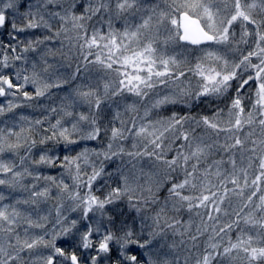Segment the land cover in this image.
<instances>
[{
    "label": "snow or ice",
    "instance_id": "obj_1",
    "mask_svg": "<svg viewBox=\"0 0 264 264\" xmlns=\"http://www.w3.org/2000/svg\"><path fill=\"white\" fill-rule=\"evenodd\" d=\"M163 3L164 7L145 5L142 0H70L65 5L62 0H28L27 11L21 12L24 5L19 0H0V29L10 27L7 34L11 41H18V34L28 30H45L42 37L24 41L19 53L38 52L50 41L61 44V49L49 47L41 52L30 69L16 67V61L26 65L28 58L17 54L15 44L0 45L6 50L0 59V97L31 101L49 96L52 89L75 81L81 65L85 72L95 66L104 74L102 92L99 87L80 84L62 96L60 108L51 109L62 115L48 127L43 126L44 120L33 122L22 115L11 125L4 121L0 127V186L28 193L26 199L10 204L2 203L6 197L0 194V264H171L160 250L163 245L157 248L156 242L165 229L185 234L176 227L181 221L169 215L185 210L203 220V232L197 229L200 235L208 232V222H212L211 234L197 252L195 264H224L236 259L244 264H264V0ZM78 7L82 8L79 12ZM137 13H142L139 22L131 19ZM94 17L101 26L90 23ZM115 19L124 20L122 29L114 27ZM56 20L58 27L53 24ZM62 34L70 48L78 50V63L71 73L60 72L48 59L62 50ZM177 47L200 55L194 62L187 56L180 59V54H173ZM9 68L16 69L14 74L3 71ZM28 85L34 88L33 93L25 90ZM161 86L172 91L162 94ZM125 94L138 101L125 105V112L132 114L130 119L116 111L110 129L103 128L110 131L105 149L84 148L62 159L44 149L38 159L33 156V149L49 142L67 149L82 140H97L102 131L98 123L102 106ZM152 96L155 98L143 104L140 116L138 102ZM213 100L225 107L217 105L211 115L173 111L162 117L158 111L168 105H211ZM79 105H86L88 112L77 111ZM21 106L7 100L6 106L0 104V116ZM153 113L156 119L151 118ZM200 128L204 132L198 134ZM169 136L172 140L166 146ZM129 140L130 149L122 143ZM176 141L182 143L169 158ZM221 153L219 159H212ZM124 157L129 158L131 169H123ZM145 158L155 161L153 167L162 170L163 181L160 173L137 170V163ZM116 159L121 161L119 182L97 195L95 182L113 175L106 173L105 161ZM28 164L59 167L64 172L58 179L38 174ZM178 171L179 176L172 175ZM64 174L71 178V185L62 178ZM29 177L32 183L25 184ZM41 180L43 187L39 186ZM228 184L233 187L229 189ZM162 185H167L168 194L161 201L157 193ZM53 186L58 190L57 203L49 229L50 214L40 215L39 206L52 198ZM220 188L223 194H219ZM230 192L243 202L231 213L224 207ZM124 200L136 216L131 223L124 220L117 227L108 206ZM20 204L32 206L38 218L21 210ZM66 209L78 212L79 218L69 219ZM233 214L234 218L221 222V215ZM148 220L152 223H146ZM31 229H40L42 234ZM190 238L195 242L199 235ZM61 239H72V243L59 245ZM194 247L199 249L198 244ZM40 248L47 253L39 252Z\"/></svg>",
    "mask_w": 264,
    "mask_h": 264
},
{
    "label": "rangeland",
    "instance_id": "obj_2",
    "mask_svg": "<svg viewBox=\"0 0 264 264\" xmlns=\"http://www.w3.org/2000/svg\"><path fill=\"white\" fill-rule=\"evenodd\" d=\"M21 5H24V7H22L20 9L21 12L27 11V2L28 0H19ZM32 3H35L36 0H31ZM63 3H65V5H67V3H70V0H62ZM142 2L145 5H155V4H159L160 7H164V3L163 0H142ZM82 8L78 7L77 11H81ZM142 13H137L135 15V17H132L131 19L136 20L137 22H139V18L140 15ZM9 19L11 20L12 17L10 16ZM59 21H53L54 27H58L59 25ZM91 24H96L97 27L101 26L100 22H99V18L98 17H94L93 20L90 22ZM113 25L116 28H120L122 29L124 27V20L123 19H115L113 21ZM104 30H107V24L104 23L103 24ZM11 31L10 27L5 28V29H0V45H3L5 43H13L17 46L18 52L17 54H23L28 58V63L26 65L22 64V62L20 61H16V67L20 68V67H27V68H31V62L34 59H37L39 54L43 51H45L47 48L51 47L54 49H61V44L60 41H50V42H46L45 45H41L40 49L38 52H28V53H19V49L23 47V42L27 41L28 39H35L37 37H42L45 34V30L42 29H36V30H28L24 33H19V40L18 41H11V38L8 36V32ZM237 31V39H239V28L236 29ZM49 35H51V33H48ZM72 33H68V36H71ZM61 39H64V45L61 51H57L55 56H49L48 59L50 62L56 64L57 66H59V71L63 73V69L66 68V65L68 64H72L75 63L74 60H76V55L78 50H74L70 48V44L68 39L64 38V34H62ZM241 47H244L243 45H241ZM5 49H3L2 47H0V59L3 58V55L5 53ZM170 53H173L172 49H169ZM173 54H180L178 55V58L183 59L185 56L189 57L193 62L195 61V57L200 55L199 52H186L184 51L183 48L181 47H177L175 49V53ZM9 55H12L11 53H9ZM78 63V60H77ZM68 69L73 70L72 66H68ZM15 68H9V69H4L3 71L6 73H13L15 72ZM71 73V71H70ZM30 74V72H29ZM104 76V74L100 71H98L96 69L95 66H89V69L87 72H85L83 70V66L81 65V73H80V78L78 77L75 81L72 82V84H69V86L67 87H63L61 89H52L51 90V95L46 96V97H39L36 99H33L31 101H24L22 97H19L18 99L15 97H8L7 100H13L14 102H18L21 103L22 106L19 108H16L13 112L7 113L4 116H0V127L3 126V122L4 121H8L9 125H11V122L13 120H17L19 118V116H25L27 117L29 120H32L33 122L37 119H41L44 120V127H48L49 122L54 123L55 120L58 118V116L62 115L61 113L57 112V113H52L51 109L53 107L59 109L61 106V97L67 95L69 92H71L72 89H74L77 85L80 84H90L92 87H99L101 92L103 91V79L102 77ZM186 79V78H185ZM233 84L235 85V82H233ZM25 90L29 91L30 93L34 92V88L31 85L26 86ZM161 93H165V92H170L172 91L170 88H166L164 86H161L160 88ZM233 90H230V93H232ZM155 97H149L147 98L144 102H138V107H139V115L143 116V112H144V107L143 104H147L151 101V99H154ZM7 100L5 98H1L0 97V104H3L6 106L7 104ZM133 101H138V98L136 97H132L128 94H125L123 97H118L115 98L112 101L107 102L105 105H103V111L99 117L98 123L102 126V131H101V135L97 140H92V141H85L82 140L80 141L78 144L76 145H72L69 148H65L63 145L60 146H55L53 143L49 142L47 145L44 146H37L35 149H33V156L35 158H39V154L41 153L42 150L44 149H50L52 150V153L57 154L60 156V158L62 159L64 155L69 154V155H75L77 152L82 151L84 148H88L89 150H103L106 148L107 144H108V138L110 136V131L105 132L103 130L104 127H108L110 129L111 126V122H113V117L115 115L116 111H119L123 114V118L124 119H130L132 114L126 113L125 112V105L127 103H132ZM219 105V107H225V105L223 103H221L218 100H213V103L211 105H209L207 102L204 103H199L196 104L195 106H193L192 108H187L184 107L183 105H168L165 106L162 109H159V113L162 117H167L169 115H171V113L173 111H179L182 114L191 111L192 114L194 115H200V114H208L211 115V113L213 112V110L215 109V107ZM77 111L80 112H84L87 113L88 112V107L86 105H79L77 107ZM45 117H47V119H45ZM152 119H156V115L155 113H153ZM73 119H75V117H73ZM139 122V121H138ZM115 123L117 124V126H119V121H115ZM86 127V125H85ZM18 130V129H17ZM246 131H249L248 129H246ZM204 129L200 128L197 130V133H203ZM257 134H259V130L257 129ZM207 139V137H205ZM253 138H257V136H253ZM37 139H39V137H37ZM172 137L169 136V139L165 141V145L167 146L169 143H171ZM130 143L131 145V141H123L122 143L124 145H126L127 143ZM182 142L181 141H176L172 147H176L177 145H180ZM251 145H249L250 147ZM179 147V146H177ZM131 148V147H130ZM74 149V151L72 150ZM51 154V153H50ZM20 155H24V152L21 151ZM221 154H214L212 159H219ZM246 155L245 154V164H246ZM128 158V157H126ZM17 163H19V157H15ZM93 160H95V157H92ZM237 162L239 165L240 162V155L239 153L237 154ZM129 160V159H128ZM128 160L126 159V161L124 162V165H122L124 170H128L127 168L131 169L132 165L128 163ZM155 161L152 162H148V165H144L142 164V162H138L137 163V170H139L140 168H143L145 173L148 172H152V173H160L159 179L161 181H163V173L161 169L158 168H154L153 164ZM209 163L211 162V159L208 161ZM136 163V162H134ZM97 164H99V161H97ZM30 169H32L33 171H35L38 174L41 175H52V176H56L58 179L61 178V174L64 172L63 169L57 167V168H49L46 166H40V167H36L34 165L28 164L27 165ZM204 165H201V167H203ZM121 167V161L119 159H116L114 162H108L105 161V171L106 173H112V176H107L105 175L102 179L97 180L96 185L94 184L95 189H99L98 191H96V194L98 195H102L104 194V192L107 191V186L108 185H112V186H116V184L119 182V173L117 172V168ZM90 171V169H89ZM173 176H179L180 173L179 171L177 173H173ZM65 182H67L68 184H72V180L71 178L67 175L64 174L62 177ZM213 181L215 182V178H212ZM107 182V183H105ZM143 182V181H141ZM25 184H31V178H26L24 180ZM45 185V182L43 180H41L39 182V186L43 187ZM227 187L229 189H231L233 187V185L228 184ZM94 189V190H95ZM57 189L53 186L52 190H51V199H49L47 202L45 203H41L39 208H40V215H49L50 214V222L48 223V228L50 229L52 227V224L55 221V205L57 203L56 200V194H57ZM224 193V189L220 188L219 189V194H223ZM0 194H3L6 199L2 202L4 204H10V203H14L16 200H23L26 199L28 197V193L26 191H21V190H16V191H12L10 189H7L5 187L0 186ZM167 185H162L161 188L159 189V192L157 193L158 197L161 199V201L163 200V198L165 196H167ZM66 203H68L66 201ZM242 201L241 199L232 194L231 192L228 194V199L225 200L224 203V207L228 209V211L231 213L232 209H239V207L242 206ZM231 205V207L229 206ZM18 207L23 210L24 212L31 214L33 216V218H38L36 216V213L33 211L32 206L30 205H24V204H20L18 205ZM120 207V209H118ZM108 211L114 215V217L116 218V214H118V211L123 212L124 215H126V218L123 219L129 221V223H131V220L134 216H136V213L134 211H130L128 206H127V201H121L116 205H112V206H108ZM196 211H203V210H196ZM65 214L69 216V219H78L79 218V213L78 212H70L67 211V209L65 210ZM169 215L174 216L176 218H178L181 223L179 225H177L176 227L180 230V232H184V235H179L174 233L172 230L170 229H165V234L157 239L156 242V247L160 248L161 245H163V247L160 249L162 253L167 254L168 259L170 260L171 264H185V261H188V264H195V258H196V254L199 250H202L204 247V244L208 238V235L211 234V224L212 222L209 221L208 222V232L204 233L203 235H200L197 231V229H200V232L202 233L205 227V224L203 223V220L201 219L200 216L195 215V213H189L188 211H182L179 213L176 212H170ZM215 215V213H214ZM231 218H234V214L232 217H226L221 215V222H225V221H229ZM204 219L206 220L207 218L204 217ZM146 223L151 224V220H148ZM116 225L117 227L120 225V222L117 223L116 221ZM137 227H139V222L137 220ZM185 229H187V231H185ZM21 233H22V229H20ZM30 231L32 232H36V233H41L42 234V230L40 229H31ZM253 234H255V232L253 231ZM192 235H199V239L198 241H192L191 240V236ZM235 236V233L234 235ZM227 239V238H225ZM181 241H183V243H181ZM57 243L59 245H64V246H68L71 245L72 243V239H61L58 240ZM194 244H198L199 245V249H197L196 247H194ZM171 246V247H170ZM39 252H43V253H47V250L40 248L38 250ZM242 255V254H241ZM241 259H236L234 261H228L225 260L224 264H242L241 263Z\"/></svg>",
    "mask_w": 264,
    "mask_h": 264
},
{
    "label": "trees",
    "instance_id": "obj_3",
    "mask_svg": "<svg viewBox=\"0 0 264 264\" xmlns=\"http://www.w3.org/2000/svg\"><path fill=\"white\" fill-rule=\"evenodd\" d=\"M76 56H77V55H76ZM74 62H75V63L69 64V65L67 64L69 67L72 66L73 70L68 69V67H67V65H66V68L63 69V73H70V71H71V72L74 71L75 68H76V65H77V59L74 60ZM79 78H80V75H79ZM70 84H72V82H71ZM66 86L68 87L69 84H68V85H65L64 87H66ZM116 98H118V97H116ZM257 129H258V128H257ZM258 130H259V129H258ZM125 146L128 147L129 149H130V147H131V145H130L129 142H128ZM177 146L180 147V145H177ZM177 146H176V147H172L173 150L170 151V152H168V157H169V158H171V156L175 155V149L179 148V147H177ZM126 159L128 160L129 158H126V157L123 158V165H124V162L126 161ZM139 162H142V164H144V165H148V162H152V161H149L147 158H145V159H143V160H141V161H139ZM154 163H155V162H154ZM154 163H152V164H154ZM127 169H129V168H127ZM96 183H97V181L95 182V185H96ZM95 187H96V186H95ZM95 187H94V189H95ZM98 195H99V194H98ZM101 195H102V193H101ZM118 209H120V207H119ZM113 216H114V215H113ZM115 216H116V221H117V223H118V222L121 223V221H123V219L126 218V215H124L123 212H121V211H118V214H116ZM78 226H79V227H82L83 225L80 224V225H78ZM233 235H234V233H233ZM241 263L244 264L243 261H241Z\"/></svg>",
    "mask_w": 264,
    "mask_h": 264
},
{
    "label": "flooded vegetation",
    "instance_id": "obj_4",
    "mask_svg": "<svg viewBox=\"0 0 264 264\" xmlns=\"http://www.w3.org/2000/svg\"><path fill=\"white\" fill-rule=\"evenodd\" d=\"M1 98H3V97H1Z\"/></svg>",
    "mask_w": 264,
    "mask_h": 264
}]
</instances>
